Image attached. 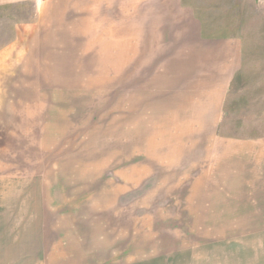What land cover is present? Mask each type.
<instances>
[{"label":"rangeland","instance_id":"obj_1","mask_svg":"<svg viewBox=\"0 0 264 264\" xmlns=\"http://www.w3.org/2000/svg\"><path fill=\"white\" fill-rule=\"evenodd\" d=\"M192 14L243 47L217 138L264 139V0H0V264H264L152 123Z\"/></svg>","mask_w":264,"mask_h":264},{"label":"crops","instance_id":"obj_2","mask_svg":"<svg viewBox=\"0 0 264 264\" xmlns=\"http://www.w3.org/2000/svg\"><path fill=\"white\" fill-rule=\"evenodd\" d=\"M191 20L187 44L162 56L169 62L153 95L159 102L152 123L159 142L177 143V161L193 172L185 202L191 225L263 237L264 139L217 138L243 47L236 37H204L199 18L192 14Z\"/></svg>","mask_w":264,"mask_h":264}]
</instances>
